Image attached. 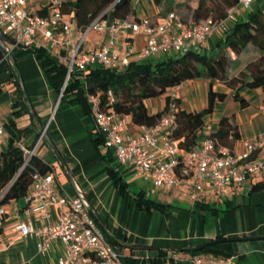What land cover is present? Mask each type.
Here are the masks:
<instances>
[{"label":"built area","instance_id":"2783aa9c","mask_svg":"<svg viewBox=\"0 0 264 264\" xmlns=\"http://www.w3.org/2000/svg\"><path fill=\"white\" fill-rule=\"evenodd\" d=\"M65 0H0V30L11 36L23 47L42 48L65 66L66 72L59 91L63 95L73 72L87 74L95 66L114 71L124 70L131 62H141L157 56L183 55L191 50L200 51L213 36L222 37L241 19V13L251 9L258 1L264 10V0H239L227 10L225 18H207L199 23L185 22L175 11L168 12L160 21L143 16L138 19L107 18V8L85 26L64 14ZM124 30L131 36L118 42ZM91 32H106L107 38L98 49H88L85 41ZM139 33L145 36L141 48L133 39ZM94 118L104 135V146L112 151L115 160L129 165L134 173L151 181L154 187L169 190L183 187L192 202L211 186L215 195L224 196L230 186L264 180V133L244 138L241 147L229 149L212 135L208 123L205 137L198 140L188 152L173 137L179 106L172 97L169 112L153 125L139 126L133 134L130 119L124 114L101 108L98 95L85 92ZM110 103L115 101L108 90ZM7 132L0 117V137ZM43 138L40 133L39 140ZM25 167L35 153L20 139ZM26 213L36 215L19 222L14 229L19 237H31L36 241V251L45 255L55 244L61 246L55 264H126V257L137 260L149 258L144 253L128 254L120 251L107 238L84 200L70 193L59 178V171L50 166L49 171H35L29 193L25 198ZM56 217H52L51 210ZM0 213H5L0 207ZM175 261L190 264H236L234 256L214 254H181L170 251Z\"/></svg>","mask_w":264,"mask_h":264},{"label":"crops","instance_id":"0c3cea01","mask_svg":"<svg viewBox=\"0 0 264 264\" xmlns=\"http://www.w3.org/2000/svg\"><path fill=\"white\" fill-rule=\"evenodd\" d=\"M131 2L132 13L129 18L132 20L150 16L160 21L170 12L163 9V4L158 5L153 0H131ZM257 5L258 1H255L251 9L256 8ZM248 11L241 13L242 19L246 17ZM180 16L185 22L191 21L190 14ZM111 17L113 16L110 7L107 18ZM130 36L131 31L124 30L118 42L119 47H122L123 40ZM106 38V32H91L86 38L85 47L98 49ZM219 39L218 35L210 37L202 50L213 49ZM132 42L135 47L141 48L145 43V36L139 33ZM8 46L15 58L27 96L36 115L45 125L46 132L59 152L67 158L68 167L76 183L110 234L130 246L162 248L195 247L219 236H235L240 239L235 243L234 250L237 256H242L243 263L264 264V188L251 190L252 184L259 180L230 186L228 192L220 198L215 195L211 186H207L196 202L213 204L218 211L209 210L201 215L194 213L196 202L190 200L183 187H174L169 190L156 188L149 179L136 175L131 166L119 164L115 160L112 151L104 146V135L95 119L90 116L83 101L78 102L73 93L59 98V91L50 84L32 49L10 44ZM227 50L232 53L231 50ZM164 58L165 56L161 55L145 61L157 62ZM12 72L13 66L11 70L0 73V117L5 125L14 122L17 128H24L33 120L29 113L11 115L12 99L16 95L18 86L17 78L12 75ZM209 85L208 79L188 80L177 87L169 88L163 96L178 98L179 108L198 111L206 106L207 100L204 99L203 103L199 100L200 95L204 93L207 95ZM257 90L264 92L262 87ZM243 96L248 100L249 105L245 108L240 107V118H233L238 124L239 137L229 139L225 145L229 149L240 148L244 138L264 133V100L261 99L257 107H251V101L255 102L253 94L251 93L249 98L246 94ZM164 103L165 101L160 102L157 97L146 100L151 113L163 109ZM216 128L217 125L213 130ZM130 131L133 134L138 133L139 126L131 125ZM96 135L103 137V142L98 146H95L93 142ZM39 137L40 132L36 128V131L30 135L22 136L21 140L26 146L35 148L34 154L45 163L54 166L59 171V178L65 188L72 194L76 193L62 172L55 154L47 142L43 138L39 140ZM204 137L205 133H202L200 139ZM9 138L10 134L7 130L0 137V153L6 150ZM108 152L110 156H106ZM103 156L107 159L112 158L110 163L127 183L129 193L121 194L113 184ZM152 191L155 192L154 196L151 195ZM139 192L169 207L164 210L141 209L131 197L132 194ZM23 201V206L19 205L18 200H12L3 206L5 218L0 231V264H55L56 257L61 251L60 244H55L47 254L39 255L36 251V241L31 237H19L15 231L14 227L19 222L28 219L34 223L37 221L35 214L26 213V201L25 199ZM51 212L52 217L55 218V210L52 209ZM114 242L120 251H123V248H131L118 241ZM131 249L135 251L134 253L147 254L149 258L159 254V250L156 249ZM169 256L170 251L166 250V264H190L188 261H175Z\"/></svg>","mask_w":264,"mask_h":264},{"label":"trees","instance_id":"16d2710c","mask_svg":"<svg viewBox=\"0 0 264 264\" xmlns=\"http://www.w3.org/2000/svg\"><path fill=\"white\" fill-rule=\"evenodd\" d=\"M156 4H163L164 0H153ZM239 0H197L196 5L189 11L191 21L199 23L207 18L217 21L227 15V10L237 5ZM112 8V16L115 18H129L132 13L131 0H65L63 12L74 18L78 26H85L95 17ZM130 19V18H129ZM138 19V18H136ZM253 45L259 53L239 74L229 76L228 68L232 63L229 53L222 52L216 56L208 54V50H191L183 55L166 56L157 62L141 61L131 62L124 70L114 71L107 67L95 66L87 74L73 72L66 84L62 97L73 93L75 99L81 102L87 99L85 92L98 95L100 106L105 111L113 110L118 114L126 115L131 123L136 126L153 125L163 115L169 112L171 97L165 96L163 109L151 113L146 100L165 95L169 88L177 87L188 80L208 79L210 85L207 90L206 106L198 111H187L179 108L175 113L177 125L173 130V137L179 141V146L185 151H190L204 133L207 120L212 115L218 102L224 100L227 93L214 87V81L223 83L224 86L234 91V99L239 102L241 108L249 105L248 100L241 93L243 88L256 89L264 87V10L260 6L247 12L245 18L239 19L229 31L216 42L215 47H226L236 55L248 50ZM35 58L45 72L50 84L60 91L65 76V66L51 57L42 48L32 49ZM12 65L6 58L0 47V73L9 71ZM15 75V72H12ZM16 83V80H14ZM108 90H112L115 101L110 103ZM179 106L180 100L173 98ZM13 111L11 115L29 113L21 98L20 90L16 87V95L12 99ZM10 138L6 150L0 153V207L12 200L25 199L33 182V174L39 170L47 172L50 165L39 156L33 155L29 163L22 167L24 158L21 148L16 144L22 136L30 135L36 131L33 121L29 126L17 128L14 122L6 125ZM212 135L225 146L230 138L239 137L238 124L227 116L221 117L217 122V128ZM95 146L103 142L101 135L93 138ZM111 154L108 152L106 156ZM106 168L113 184L121 194L129 193L127 183L122 180L118 171L111 165V157L103 156ZM67 161V158L64 157ZM264 188V180L252 184L251 190ZM131 197L141 209L164 210L169 206L147 198L143 192L132 194ZM216 212L218 209L205 202H196L193 212L204 214L206 211ZM5 213H0V231L2 229ZM107 238L115 246L114 240ZM240 237H216L204 244L202 249L195 252H180L181 254H214L216 256H234L235 243ZM202 245V244H201ZM122 248L121 246H119ZM118 249V247H116ZM123 252L132 254L131 248H123ZM166 250L159 249V254L147 260H137L126 257V264H166ZM236 264L242 262V256H237Z\"/></svg>","mask_w":264,"mask_h":264},{"label":"rangeland","instance_id":"374dc122","mask_svg":"<svg viewBox=\"0 0 264 264\" xmlns=\"http://www.w3.org/2000/svg\"><path fill=\"white\" fill-rule=\"evenodd\" d=\"M197 0H164L163 1V9L165 11H175L179 15H187L189 14L190 9L196 5ZM226 52L230 53V56L232 57V63L230 64L228 68V75L233 76L236 74H239L240 70L245 68L247 64H249L252 60H254L257 56L259 51L254 48L253 45L250 44L249 48L247 51L242 52L239 55H236L235 53H231L226 49V47H214L213 49L208 51L209 55L216 56L219 53ZM215 83V88L218 90H223L226 91L227 95L225 96L224 100L218 102L215 106V109L208 119V123L211 125L212 129H215L218 120L223 117L227 116L231 119L233 118H240V105L237 100L234 99L233 93L234 91L226 86L223 85V83L219 81H214ZM256 89H250V88H243L241 93L246 94L247 98L251 96V93L255 97V102L251 101V107L252 106H258L262 100H264V92H260ZM264 89V87H262ZM206 94L200 95V103L206 100ZM160 102L165 101V96L157 97ZM262 99V100H261ZM198 102V101H197ZM136 192L138 191L135 190ZM152 196H154L155 192H151ZM18 203L20 206L24 205L23 199H19Z\"/></svg>","mask_w":264,"mask_h":264},{"label":"water","instance_id":"95a60500","mask_svg":"<svg viewBox=\"0 0 264 264\" xmlns=\"http://www.w3.org/2000/svg\"><path fill=\"white\" fill-rule=\"evenodd\" d=\"M14 45V46H21L20 44H18L16 42L15 39H13L11 36H9L8 34L4 33L3 31L0 30V47L2 49V51L4 52L6 58L9 60V62L11 63V65L13 66V71L16 74V78H17V84H18V88L20 90V94H21V98L24 101L28 112L33 120L34 125L36 126L37 130L43 134V139L47 142V144L49 145V147L51 148V150L53 151V153L55 154L60 168L62 170V172L64 173V175L66 176L67 180L69 181V183L73 186V188L76 191V194L78 196H80L87 208L90 210V212L94 215L95 219L97 220L98 224L101 226L102 230L108 235V237L114 241H118L124 245H126L127 247H131L134 249H156L159 250L162 247H154V246H130L125 244L123 241L116 239L112 234L109 233V230L107 229V227L105 226V224L102 223V221L100 220L99 216L95 213L94 209L92 208L91 204L89 203L87 197L85 196V194L83 193V191L81 190V188L78 186V184L76 183L71 170L68 167L67 161L64 159V157L62 156V154L59 152L57 146L55 145V143L53 142L52 138L49 136V134L46 132L45 129V125L42 124V122L39 120L38 116L35 113V110L27 96L21 75L18 71L17 65H16V61L15 58L11 52V49L9 48L8 45ZM83 104L86 106V108L88 109V112L90 114V116L92 118H94V113L91 110V108L89 107L87 101L85 100V98H82ZM95 119V118H94ZM207 244H202L199 246H195V247H187V246H170V247H163L164 250H169V251H181V252H195L198 251L200 249H202L203 247H205Z\"/></svg>","mask_w":264,"mask_h":264}]
</instances>
